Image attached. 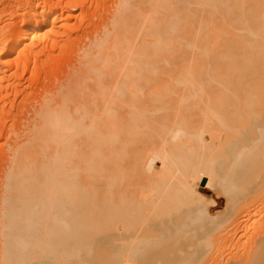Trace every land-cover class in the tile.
I'll return each instance as SVG.
<instances>
[{"label":"bare ground","instance_id":"1","mask_svg":"<svg viewBox=\"0 0 264 264\" xmlns=\"http://www.w3.org/2000/svg\"><path fill=\"white\" fill-rule=\"evenodd\" d=\"M52 1L0 0V264H264V0Z\"/></svg>","mask_w":264,"mask_h":264},{"label":"rangeland","instance_id":"2","mask_svg":"<svg viewBox=\"0 0 264 264\" xmlns=\"http://www.w3.org/2000/svg\"><path fill=\"white\" fill-rule=\"evenodd\" d=\"M52 5L57 7V0H53ZM94 5L95 4L93 3L91 6L89 2H87L86 6L84 7H89H87V9L83 8V11L88 13L92 12L90 7H93ZM98 5L99 12H96V14L100 15V17L109 15V13L113 11L112 0H99ZM4 6L9 7L8 3H6ZM80 12L81 11L77 8L70 10V13L75 16L71 20V23L73 24V31L62 38H58L59 40H62L66 43L65 47H62L60 50H64V53L60 54L59 50L57 49L54 53V55L57 56L56 62H47L48 65L46 66L39 63L38 73L31 83L28 80L30 79V73L27 72L25 74V80L22 84V87H19L20 89L25 88V92H22L23 95L22 93H18L12 105V113L14 115V120L12 122L13 131H18V133H20L24 119H28L30 117L29 110L32 108L31 104H33L34 99L35 102H37V100L43 94L42 88L48 86L51 81H53V78L61 77L70 71L71 64L79 58V54L81 50H83L85 43L89 41L94 32H97L98 29L102 27L103 21L99 20V18L95 16L90 20L86 17V15H84L85 13L81 12L80 15ZM33 67L34 65L31 64L29 71L32 70ZM24 95L25 98H27L26 100H24ZM6 153H8V147L4 144L2 138H0V162L4 160Z\"/></svg>","mask_w":264,"mask_h":264}]
</instances>
